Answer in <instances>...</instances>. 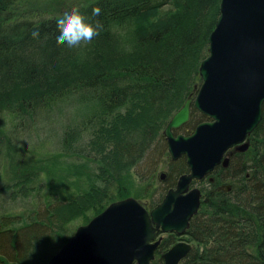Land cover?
Masks as SVG:
<instances>
[{"label": "trees", "instance_id": "trees-1", "mask_svg": "<svg viewBox=\"0 0 264 264\" xmlns=\"http://www.w3.org/2000/svg\"><path fill=\"white\" fill-rule=\"evenodd\" d=\"M10 2L0 0V9H5ZM219 2L90 1L79 9L91 22L98 20L103 28L90 44L76 49L57 46V18L36 23L21 21L5 30L0 27V115L8 108L35 111L42 105L52 104L57 98L77 94L75 91L81 90L83 95L79 97L95 101L99 107L90 119L94 121L98 118L93 125L90 143L95 147L93 150H98L100 154L101 159L95 160L103 161L104 167L98 168L101 172L98 185L95 184L97 181L91 182L86 190L78 191L66 200L72 203L70 209L75 212L69 218L60 216V208L65 205V200L61 199L47 201L27 224L16 229L10 227L11 218H2L0 264H47L56 246L60 248L71 234L72 229L65 226L66 223L74 218H81L85 223L110 202L127 196L128 189L121 188V183L129 178V167L132 169L142 161L147 166V152L157 146L155 142L162 141L166 147L165 139L158 130L168 117L166 115L172 107L170 101L177 92L180 75L187 71L189 76L192 71L191 81L197 77L200 61L207 55L208 36L215 27ZM168 3L175 5L177 12L166 22L139 27L130 24L141 14ZM96 5L101 8V14L92 17L91 8ZM124 25L129 28L122 29ZM37 29L40 35L34 39L31 33ZM190 92L188 88L185 98ZM140 96L147 97L148 104L155 110L149 112L148 117L141 118V126L136 128L137 141H126V138L117 141V126L113 128V125L120 108L128 103L133 105L135 100L141 99ZM184 99L180 100L179 106ZM165 112L166 115L163 114ZM125 113L134 115L127 109ZM161 114L165 118L162 119ZM190 115H198V118L193 126L192 119L184 125L189 131L207 119L195 108ZM105 122L108 125H104ZM82 132L78 126L63 132V152L71 157L90 160L97 154H84L77 146ZM249 138L251 147L257 143L264 145V103L262 120ZM110 144L113 150L103 154L102 151ZM251 147L244 153L236 154L238 168L235 172L230 171L231 162L230 168L224 171V177H234L236 172L239 175L234 181L235 190L226 194L232 195L231 198L226 195H218L212 200L209 198L201 205L206 210L194 216L186 232L194 247L180 264H264V148ZM249 158L253 161L251 169H242V162ZM182 162L184 168L180 166L175 173L171 172L174 173V180L181 175H176L178 171L185 173L188 169L184 158ZM119 163L125 170L119 171ZM157 163L156 160L154 163L150 161L149 166L153 165L155 169ZM244 170L249 172L248 177H240ZM104 174L109 175L107 179L102 178ZM164 194L162 192L158 200L151 198L148 208L160 202ZM172 241L169 235L167 243L165 240L162 245L169 247ZM161 256L158 254L150 264H163Z\"/></svg>", "mask_w": 264, "mask_h": 264}, {"label": "water", "instance_id": "water-1", "mask_svg": "<svg viewBox=\"0 0 264 264\" xmlns=\"http://www.w3.org/2000/svg\"><path fill=\"white\" fill-rule=\"evenodd\" d=\"M208 47V55L199 65L203 84L193 106L211 120L199 123L190 135L174 134L189 119L193 98L188 96L162 131L170 159L175 161L184 155L189 172L179 176L176 186L151 210L133 197L110 203L88 222L77 226L48 264H98L93 262L94 258L100 264H149L159 242L151 243L156 232L185 235L201 202L200 190L190 189L191 182L202 180L220 163L223 168L228 167L233 151H246L249 144L242 141L262 118L264 0H220L219 16L208 36ZM216 70L228 71L222 78L231 94L228 104L217 108L212 96L218 91L213 81ZM165 176L161 173L160 179ZM126 224L129 225L124 230ZM132 224L137 229L132 230ZM97 248L101 252L98 257L92 253ZM191 249V244L177 242L163 253L164 264H179Z\"/></svg>", "mask_w": 264, "mask_h": 264}, {"label": "rangeland", "instance_id": "rangeland-1", "mask_svg": "<svg viewBox=\"0 0 264 264\" xmlns=\"http://www.w3.org/2000/svg\"><path fill=\"white\" fill-rule=\"evenodd\" d=\"M90 1L94 0H11V4H8L5 9H0V27L5 30L21 21L36 23L48 18H59L65 11H69L73 5L80 7ZM176 12L177 7L172 3H168L159 9L141 14L135 20H131L130 24L138 27L160 25L171 17L173 18ZM127 28H129L127 25L122 26V29ZM191 77L193 78L192 71L189 76L187 71L184 75H180L177 92L174 93L175 96L170 101L172 107L169 109L168 114L167 112L163 113L164 115L167 114L168 117L165 118L161 114L162 119L165 118V120L158 132L162 133L171 116L179 109V102L182 98H185L188 88L191 91L193 90L192 82L194 80L191 81ZM75 92L77 94L57 98L58 100L56 99L52 104L42 105L40 109L35 111L8 108L0 115V220L11 218L10 227L12 228L16 229L27 224L38 209H43L45 203L47 201L51 202L53 199L65 200L64 207L60 208V216L64 219L69 218L75 212L70 209L72 203L66 202V200L73 197L78 191L86 190L91 182L97 181L95 184H99L101 181L100 169L104 168L103 161L95 160V158L101 159L100 154L98 150H93L95 147H92L90 143V139L93 138V135H91L94 129L93 125L98 118H95L94 121L90 119H93L92 116L99 111V107L95 101L79 97V95H83L81 90ZM140 98L135 100L133 105L129 106L128 103L120 108L116 116V123L113 125V128L117 126L115 130L117 141L125 138L126 141H137L138 129L136 128L142 122L141 118L148 117L149 112L153 113L152 111L155 110L148 104L150 101L149 99L147 101V97L140 96ZM144 103L148 106L144 107ZM126 109L133 112L134 115L126 114ZM161 115H159L160 119ZM197 118L198 115H190L189 121L192 119L191 126L195 124ZM104 125H108V122H105ZM75 126L83 131L77 143L79 151L84 154H97L96 157L93 156L90 160H84L71 157L63 152L62 134L67 128ZM183 126L174 130V132H187L188 135L193 133L194 129L189 131ZM155 143L157 146L147 152L149 154L147 166L143 161L132 167V169L130 166L128 169L130 172L128 174L129 178L121 183V188L128 189L127 196L139 197V200L146 203V205L151 198L158 200L160 194L165 193L167 188H174L176 186L174 182L177 178L174 180L172 176L175 171L180 169V166L184 168L182 160L177 162L170 160L164 142ZM107 148L102 151L103 154L107 153L109 149L113 150L111 144ZM234 158V162L231 161L233 165L231 168L229 166L231 172H235L238 168L235 163L236 156ZM155 160L158 163L154 169L153 165L149 166V162L153 161L154 163ZM99 167L100 169H98ZM119 168L120 172L125 170L120 163ZM173 169L175 170L173 171ZM226 169L219 175L212 174L213 172L216 173V170L209 174L217 179L222 196L235 190L234 181L239 176L236 172V174L233 173V176L235 174L234 177H224ZM35 171L36 173H34ZM182 171H178L176 175L182 174ZM161 173L167 174V177L163 180L160 179ZM116 174L117 171L112 173L113 176ZM108 176V174H104L102 178L107 179ZM228 185L229 190H226ZM194 186L200 188L203 195L207 191H211L205 180L196 181ZM215 190L217 191V189ZM231 196L226 195L228 198H231ZM86 201L82 202L85 203ZM204 210H206L204 206L199 209V211ZM80 224H84L81 218H74L65 226L71 227L73 233ZM163 236L162 242L166 240L167 243L168 235L162 234ZM172 240V243H177L179 238L172 237ZM185 241L194 247V244L188 240V236L185 237ZM169 247L162 245L159 249L156 248L154 257L158 254L163 255Z\"/></svg>", "mask_w": 264, "mask_h": 264}, {"label": "bare ground", "instance_id": "bare-ground-1", "mask_svg": "<svg viewBox=\"0 0 264 264\" xmlns=\"http://www.w3.org/2000/svg\"><path fill=\"white\" fill-rule=\"evenodd\" d=\"M81 7V6H80ZM79 8V7H78ZM218 16H219V7H218V15H217V18H218ZM216 21H217V19H216ZM211 33V32H210ZM207 43H208V41H207ZM208 46H207V50H206V53H207V55H208ZM206 55V56H207ZM205 56V57H206ZM204 57V58H205ZM203 58V59H204ZM202 59V60H203ZM201 60V61H202ZM201 61H200V63H201ZM200 65V64H199ZM198 69H199V66H198ZM223 69V68H222ZM223 71V72H222ZM227 71V70H226ZM226 74H228V71L225 73L224 72V70H221V71H219V70H216V72L214 73V75H213V81H214V85H215V87H216V89L218 90V91H215L214 92V94L212 95L213 97H214V106L217 108V107H219V106H225V105H227L228 104V102H229V100H230V92H229V86H228V84L226 83V81H223V78H222V76H224V75H226ZM194 82H195V85L196 86H199V87H201L202 86V84H203V80H202V78L200 77V75H199V73L197 74V77L194 79ZM232 90V89H231ZM238 100H239V102H242V100H240L239 98H238ZM193 101H194V99H192V104H191V106H193ZM231 103H232V106H233V104H234V102L231 100ZM263 107V106H262ZM219 116H221V120H223V116H222V114H220ZM261 120H262V118H261ZM261 120H260V122H261ZM260 122L258 123V125L250 132V134L242 141L243 143H245V142H247L248 144H249V147H251V141H250V138H249V136L251 135V134H253L254 133V130L259 126V124H260ZM249 147H248V149H249ZM252 149H254V148H264V145H263V143L262 144H256V146L254 147L253 145H252V147H251ZM247 149V150H248ZM246 150V151H247ZM246 151H244V152H246ZM261 151V150H260ZM244 152H239V153H244ZM252 158H249V159H247V160H244L243 162H242V164H241V168L242 169H251L250 167H251V165H252V163H253V161L251 160ZM187 172V171H186ZM249 172L247 171V170H244V171H242L241 172V174H240V177H242V176H245V177H248L249 176V174H248ZM207 183H208V185H209V190H211V191H207L204 195H203V192H200V206H199V208H198V212H199V209H200V207H201V205H202V203L203 202H205L207 199H209V200H212V199H214V198H216V197H218V195H222L221 193V189H220V186H219V183H218V181H217V179L216 178H203ZM202 179V180H203ZM202 180H193V181H202ZM192 181V182H193ZM170 188H168L167 190H166V192L169 190ZM215 189H217V191L215 190ZM227 190V189H226ZM166 192H165V194H166ZM165 194H164V196H165ZM163 196V197H164ZM163 197H162V199H163ZM126 197H124V198H121V199H118V200H114V201H112V202H115V201H119V200H123V199H125ZM161 201V200H160ZM112 202H110V203H112ZM109 203V204H110ZM160 202H158L157 204H159ZM108 204V205H109ZM107 205V206H108ZM106 206V207H107ZM105 207V208H106ZM104 208V209H105ZM104 209H102L101 211H103ZM100 211V212H101ZM99 212V213H100ZM197 212V213H198ZM196 213V214H197ZM195 214V215H196ZM194 215V216H195ZM194 216L192 217V218H190V220H189V225L191 224V222L193 221V218H194ZM123 223V222H122ZM124 224V223H123ZM129 224H126L125 225V227H124V230L127 228V226H128ZM121 227H123V226H121ZM134 229H137V227L135 228V224L133 225L132 224V230H134ZM188 230V229H187ZM187 232V231H186ZM158 233H160V231H158V232H156V234H155V237L156 238H158V239H156L155 237H154V239L151 241V243H153V242H157V241H159L158 242V245H157V249L162 245V241H163V238H164V236L162 237V234H167L168 236L169 235H171L173 238H179V241H182L181 239L183 238V236H184V234L183 235H181V236H178L177 234H175L174 232H171V233H160V236H159V234ZM187 234V233H186ZM69 236H71L72 237V234H69L67 237H66V240H65V243H67L69 240H70V238L71 237H69ZM178 241V242H179ZM174 244H176V243H173V244H171L170 245V247L165 251V252H167ZM103 247L104 246H101V248L103 249ZM60 248H61V246H60ZM60 248H58L57 246H56V249L55 250H59ZM57 251H55L53 254H51V256H50V258L57 252ZM91 251V250H90ZM93 252L92 253H94L97 257H98V255L101 253L100 252V250H98V248H97V250H95V249H93L92 250ZM94 257V256H93ZM162 257V256H161ZM50 258L48 259V261L50 260ZM86 259H89V257L88 256H86ZM48 261H47V264H48ZM90 261V260H89ZM93 262L94 263H96V262H98V264H100L101 262H100V260H97L96 258H94L93 259ZM103 263H104V261H103ZM105 264H114L113 262H111V263H105Z\"/></svg>", "mask_w": 264, "mask_h": 264}, {"label": "clouds", "instance_id": "clouds-1", "mask_svg": "<svg viewBox=\"0 0 264 264\" xmlns=\"http://www.w3.org/2000/svg\"><path fill=\"white\" fill-rule=\"evenodd\" d=\"M101 8L96 5L91 8V16L99 17ZM58 34L55 37L57 46L66 45L70 49L80 48L90 44L100 34L103 25L97 20L95 23L86 17L80 9L73 5L69 11L56 19ZM34 39L39 38V30L31 33ZM71 237V236H69Z\"/></svg>", "mask_w": 264, "mask_h": 264}, {"label": "flooded vegetation", "instance_id": "flooded-vegetation-1", "mask_svg": "<svg viewBox=\"0 0 264 264\" xmlns=\"http://www.w3.org/2000/svg\"><path fill=\"white\" fill-rule=\"evenodd\" d=\"M191 108H193V107H191ZM191 110L192 109H190V114H191ZM178 133H180V132H178ZM181 134H183V135H188V133L187 132H185V133H181ZM236 154H237V152H235V153H232L231 155H230V162L231 161H233V159H235L234 157L236 156ZM183 158L185 159V164H186V157L184 156V155H182L179 159H177V160H175V161H173V162H177V161H179V160H183ZM236 158H237V156H236ZM230 162H229V164H230ZM187 165V164H186ZM219 169V170H218ZM216 173L215 172H213L212 174L213 175H219V174H221L222 173V171L224 170V169H222L221 168V165L219 164L217 167H216ZM187 171V172H186ZM189 172V169H185V173H188ZM166 176H167V174H166ZM204 180V179H203ZM195 182L196 181H193V182H191V187H193L194 186V184H195ZM202 184V183H201ZM201 187V186H200ZM202 192V191H201ZM161 233V232H160ZM160 233H158L159 234V236H160ZM187 236V234H185L184 236H183V238L181 239V240H184L185 241V237Z\"/></svg>", "mask_w": 264, "mask_h": 264}]
</instances>
